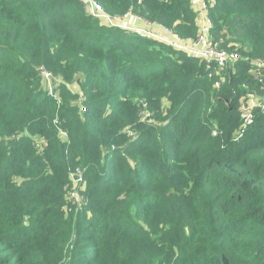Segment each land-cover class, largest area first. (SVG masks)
<instances>
[{
  "label": "trees",
  "instance_id": "16d2710c",
  "mask_svg": "<svg viewBox=\"0 0 264 264\" xmlns=\"http://www.w3.org/2000/svg\"><path fill=\"white\" fill-rule=\"evenodd\" d=\"M93 1L197 38L190 0ZM204 2L212 45L241 56L218 88L197 57L77 0H0V264H264V113L234 141L239 98L261 93L264 0Z\"/></svg>",
  "mask_w": 264,
  "mask_h": 264
},
{
  "label": "built area",
  "instance_id": "2783aa9c",
  "mask_svg": "<svg viewBox=\"0 0 264 264\" xmlns=\"http://www.w3.org/2000/svg\"><path fill=\"white\" fill-rule=\"evenodd\" d=\"M77 1L84 7V10L88 14L97 18H104L106 25L119 26L130 31L138 32L141 35L162 42L190 56L197 57L203 61L206 66L214 68L213 74L220 77V82L216 84L217 88L224 82L225 76L221 75L222 72L234 69L235 65L241 60V56L237 50L228 51L224 49H218L215 45H212L210 38L208 37V32L205 30L207 28L209 29L210 22L207 18V15L204 16L207 10V4L204 2V0L197 11L199 16V20H197L198 35L196 40L190 45H187L182 39L176 37L170 30L160 25L146 22L143 19L132 15L131 13H126L121 17L112 18L105 15L102 7L93 0ZM127 19H132L135 22L140 23L141 26L132 27L130 25L122 26L118 24L125 22ZM146 28L157 30L152 31L147 30ZM207 44L209 46H205ZM249 65L251 68L250 74L257 82L261 93H258L256 90H252L245 96L239 98L238 110L240 113L241 126L235 134L234 141H238L245 134L248 126L252 123L257 112L264 113V60H250ZM42 75L46 81V87L49 94H52V82H55V79H53L48 72L42 71ZM257 97L260 98V102H256ZM141 107L143 109L140 112L141 121L149 122L148 118H150L152 114L147 110V105L145 103H142ZM126 133L128 136L134 137L133 132L126 131ZM215 135L216 131L213 130V136ZM68 177L71 182V189L66 194V204L69 207L72 206L75 209H80L84 202L83 191L85 189V181L83 178V170L81 168L69 169ZM66 209L67 208L65 207V211Z\"/></svg>",
  "mask_w": 264,
  "mask_h": 264
},
{
  "label": "crops",
  "instance_id": "0c3cea01",
  "mask_svg": "<svg viewBox=\"0 0 264 264\" xmlns=\"http://www.w3.org/2000/svg\"><path fill=\"white\" fill-rule=\"evenodd\" d=\"M202 2H203V0H190V5H191V7H192L195 11H198ZM101 22H104V23L106 24V22L103 21V20H102ZM118 24H120V25H122V26H124V25H130V26H132V27H140V26H141L140 23L135 22V21L132 20V19H127L125 22L118 23ZM146 29H147V30H152V31H153V30H157V29H149V28H146ZM206 31H208V30H206ZM205 46H209V45L207 44V45H205Z\"/></svg>",
  "mask_w": 264,
  "mask_h": 264
},
{
  "label": "rangeland",
  "instance_id": "374dc122",
  "mask_svg": "<svg viewBox=\"0 0 264 264\" xmlns=\"http://www.w3.org/2000/svg\"><path fill=\"white\" fill-rule=\"evenodd\" d=\"M205 15H207V13H205L204 16H205ZM99 18H101L103 21L105 20V19L102 18V17H99ZM105 18H106V17H105ZM197 20H199V16L197 17ZM205 30H208V28L205 29ZM226 72H227V71H223L221 75L225 76L224 73H226ZM221 75H220V76H221ZM70 88L73 89V90H75V91H77V90H76V86H71ZM256 102H260V98H259V97L256 98ZM213 125H214V123H213ZM36 143L39 145L38 147H40V142H39L38 140L36 141ZM42 146H43V145H42ZM72 208H73V207L70 206V207L68 208V211H70Z\"/></svg>",
  "mask_w": 264,
  "mask_h": 264
}]
</instances>
